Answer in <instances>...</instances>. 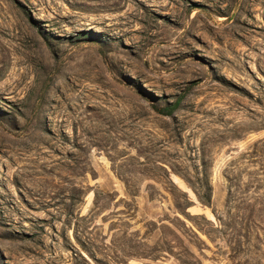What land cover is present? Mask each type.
<instances>
[{
	"label": "rangeland",
	"instance_id": "1",
	"mask_svg": "<svg viewBox=\"0 0 264 264\" xmlns=\"http://www.w3.org/2000/svg\"><path fill=\"white\" fill-rule=\"evenodd\" d=\"M0 264H264V0H0Z\"/></svg>",
	"mask_w": 264,
	"mask_h": 264
}]
</instances>
